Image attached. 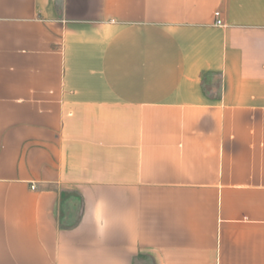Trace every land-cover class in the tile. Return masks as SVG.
I'll use <instances>...</instances> for the list:
<instances>
[{
    "label": "crops",
    "instance_id": "crops-1",
    "mask_svg": "<svg viewBox=\"0 0 264 264\" xmlns=\"http://www.w3.org/2000/svg\"><path fill=\"white\" fill-rule=\"evenodd\" d=\"M142 255L264 264V0H0V264Z\"/></svg>",
    "mask_w": 264,
    "mask_h": 264
},
{
    "label": "rangeland",
    "instance_id": "rangeland-1",
    "mask_svg": "<svg viewBox=\"0 0 264 264\" xmlns=\"http://www.w3.org/2000/svg\"><path fill=\"white\" fill-rule=\"evenodd\" d=\"M135 264H153L151 257L148 255H142L139 258H137Z\"/></svg>",
    "mask_w": 264,
    "mask_h": 264
},
{
    "label": "built area",
    "instance_id": "built-area-1",
    "mask_svg": "<svg viewBox=\"0 0 264 264\" xmlns=\"http://www.w3.org/2000/svg\"><path fill=\"white\" fill-rule=\"evenodd\" d=\"M219 16H220L219 11H215L214 12L215 23L219 24V25H222L223 23H222V21H221Z\"/></svg>",
    "mask_w": 264,
    "mask_h": 264
}]
</instances>
